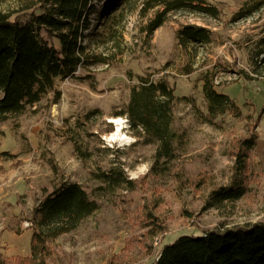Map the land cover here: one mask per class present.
I'll return each mask as SVG.
<instances>
[{
  "label": "rangeland",
  "instance_id": "obj_1",
  "mask_svg": "<svg viewBox=\"0 0 264 264\" xmlns=\"http://www.w3.org/2000/svg\"><path fill=\"white\" fill-rule=\"evenodd\" d=\"M26 1L0 0V11ZM167 1L126 0L105 16L107 0L98 1L82 40L88 63L1 125L0 170L12 184L0 194V264L30 255L31 233L43 229L34 209L62 181L81 184L98 208L46 237L33 264H150L181 234L264 221V0H186L148 32ZM252 5L260 7L238 16ZM209 7L216 15L200 9ZM187 25L209 39L183 42ZM141 77L174 90L169 158H158V145L122 113ZM205 80L239 111L209 115ZM245 138L254 145L237 157ZM111 170L124 181L102 180ZM236 184L239 198L213 201V190Z\"/></svg>",
  "mask_w": 264,
  "mask_h": 264
},
{
  "label": "trees",
  "instance_id": "obj_2",
  "mask_svg": "<svg viewBox=\"0 0 264 264\" xmlns=\"http://www.w3.org/2000/svg\"><path fill=\"white\" fill-rule=\"evenodd\" d=\"M98 1L27 0L13 12L0 11V129L9 117L20 115L27 106L39 102L54 87L56 79L74 76L78 68L88 63L82 40L91 26V14L99 11ZM125 1L107 0L101 14L112 13ZM187 4L186 0L167 1L164 13H158L149 23L148 32L161 25L167 11ZM259 7L252 5L248 12H240L238 16L245 17ZM200 9L216 15L210 7ZM208 33L202 27L187 25L179 31V38L183 42H203L209 39ZM203 93L212 117L229 109L239 111L228 95L217 92L209 80L203 83ZM175 99L173 88L165 80L141 77L130 87L129 100L122 112L127 114L132 127L143 130L146 142L158 145V158L171 156ZM253 145L251 138L239 140L236 156L243 155L239 150H249ZM99 175L112 184L124 181L116 170ZM242 194L243 188L236 184L213 190L212 197L215 203H220ZM97 208V202L81 184L60 182L34 209L33 221L45 231H32L30 255L15 258L14 264H33L38 255L47 251L46 237L71 230ZM150 264H264V221L181 234L173 242L163 244Z\"/></svg>",
  "mask_w": 264,
  "mask_h": 264
},
{
  "label": "crops",
  "instance_id": "obj_3",
  "mask_svg": "<svg viewBox=\"0 0 264 264\" xmlns=\"http://www.w3.org/2000/svg\"><path fill=\"white\" fill-rule=\"evenodd\" d=\"M5 150L6 149L3 144H0V152H4ZM11 184L10 177L3 175L2 171L0 170V194H2L3 190L7 191L8 188H11Z\"/></svg>",
  "mask_w": 264,
  "mask_h": 264
},
{
  "label": "bare ground",
  "instance_id": "obj_4",
  "mask_svg": "<svg viewBox=\"0 0 264 264\" xmlns=\"http://www.w3.org/2000/svg\"><path fill=\"white\" fill-rule=\"evenodd\" d=\"M120 130H121V127H120V125H118V126H117V130H116V132H115L114 135L117 136L118 139H120L121 141H123L124 138H125V134L122 133ZM118 132H119V134H117ZM114 135H112V137H114Z\"/></svg>",
  "mask_w": 264,
  "mask_h": 264
},
{
  "label": "built area",
  "instance_id": "obj_5",
  "mask_svg": "<svg viewBox=\"0 0 264 264\" xmlns=\"http://www.w3.org/2000/svg\"><path fill=\"white\" fill-rule=\"evenodd\" d=\"M78 69H79V68H78ZM78 69H77V70H78ZM77 70H76V71H77ZM76 71H75V72H76ZM27 225H28V223H27Z\"/></svg>",
  "mask_w": 264,
  "mask_h": 264
}]
</instances>
